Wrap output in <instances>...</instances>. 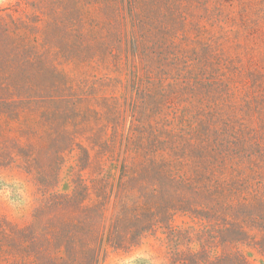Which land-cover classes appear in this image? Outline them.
Returning a JSON list of instances; mask_svg holds the SVG:
<instances>
[{
	"label": "trees",
	"instance_id": "16d2710c",
	"mask_svg": "<svg viewBox=\"0 0 264 264\" xmlns=\"http://www.w3.org/2000/svg\"><path fill=\"white\" fill-rule=\"evenodd\" d=\"M235 1L0 14V166L35 185L29 222L0 217V264H104L144 245L147 264H264V86L236 100L211 30Z\"/></svg>",
	"mask_w": 264,
	"mask_h": 264
},
{
	"label": "rangeland",
	"instance_id": "374dc122",
	"mask_svg": "<svg viewBox=\"0 0 264 264\" xmlns=\"http://www.w3.org/2000/svg\"><path fill=\"white\" fill-rule=\"evenodd\" d=\"M17 1L0 0V14L7 21L10 14L23 16L25 5H18ZM234 3L232 8L223 6L221 16L211 30L218 37L224 57L235 67L230 74V91L238 101L245 96L255 97L260 91L259 85L264 86V0H236ZM209 8H213L212 4ZM4 113L9 122L3 127L5 133L1 142L10 151V108H0V121ZM34 192L35 185L30 177L10 166H0V217L5 216L20 225L29 222ZM182 220L178 218L176 223L180 224ZM155 253L154 248L144 245L128 255L110 253L104 264H147L148 258Z\"/></svg>",
	"mask_w": 264,
	"mask_h": 264
}]
</instances>
